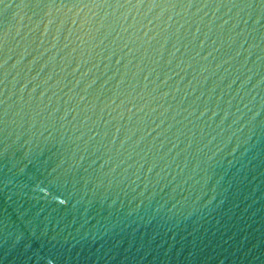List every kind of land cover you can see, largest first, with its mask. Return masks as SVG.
<instances>
[{
	"label": "water",
	"instance_id": "water-1",
	"mask_svg": "<svg viewBox=\"0 0 264 264\" xmlns=\"http://www.w3.org/2000/svg\"><path fill=\"white\" fill-rule=\"evenodd\" d=\"M0 264H264V0H0Z\"/></svg>",
	"mask_w": 264,
	"mask_h": 264
}]
</instances>
